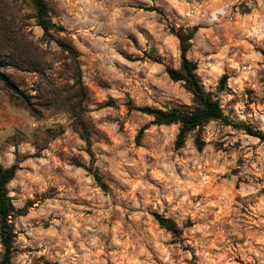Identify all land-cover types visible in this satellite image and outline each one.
Masks as SVG:
<instances>
[{
  "label": "rangeland",
  "instance_id": "1",
  "mask_svg": "<svg viewBox=\"0 0 264 264\" xmlns=\"http://www.w3.org/2000/svg\"><path fill=\"white\" fill-rule=\"evenodd\" d=\"M3 1L45 61L44 74L2 68L42 111L0 83V162H19L8 190L26 210L14 218V264H264V141L212 120L203 150L194 133L176 148L178 124L129 107H192L166 66L181 59L171 27L198 26L188 57L205 90L230 119L264 130V0H47L79 53L94 159L72 115L38 98L46 80L74 84L59 46L24 0ZM77 161L98 168L105 186Z\"/></svg>",
  "mask_w": 264,
  "mask_h": 264
},
{
  "label": "trees",
  "instance_id": "2",
  "mask_svg": "<svg viewBox=\"0 0 264 264\" xmlns=\"http://www.w3.org/2000/svg\"><path fill=\"white\" fill-rule=\"evenodd\" d=\"M33 12V17L40 26L45 37L54 40L59 46L63 55V72L70 74L74 84L69 87L56 86L50 80L40 85L38 88V98L40 104L47 107H58L66 109L73 117V124L80 135L87 143V151L94 159L92 151V141L90 137L91 129L84 114V102L86 89L82 82V71L78 62V50L71 38L64 34L65 27L53 21L50 15V8L47 0H24ZM9 5L6 1L0 0V83L11 93V96L18 104L27 107L35 116L41 117V109H37L31 100V96L2 68H15L19 71H35L44 74V56L40 47L23 32L16 22L13 12H9ZM180 43V65L179 67L166 66V72L171 80L182 82L184 87L192 93V107L185 108L171 106L166 108L156 106H137L129 103L131 109L139 110L153 117L151 123L178 124L179 131L175 140V147L181 148L185 145L188 136L194 133V143L198 150H203L206 140L202 134L204 126L212 120H221L225 124L233 125L244 129L248 134L256 136L264 141V130L259 129L245 122H236L224 114L220 100L212 92L205 90L200 76L197 73L198 62L188 57V51L192 45V39L198 30V26L178 28L171 27ZM228 79L227 74H223L218 83V89L223 90ZM146 126L140 129L138 138L143 134ZM77 163L87 168L93 175L97 183L104 187L102 175L98 168L86 166L80 161ZM19 169V162H14L10 166H4L0 162V242L3 246V254L0 264H14L13 255L15 252L16 230L14 218L23 215L26 210L18 209L12 202L9 195L8 184L15 177ZM155 219L159 225L171 233L178 235L182 229L164 215L154 212ZM48 264H58L49 262Z\"/></svg>",
  "mask_w": 264,
  "mask_h": 264
}]
</instances>
